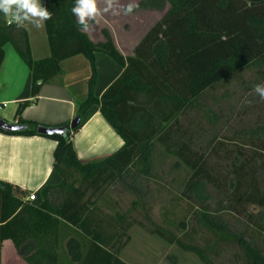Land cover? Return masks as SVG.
Instances as JSON below:
<instances>
[{
	"label": "trees",
	"instance_id": "1",
	"mask_svg": "<svg viewBox=\"0 0 264 264\" xmlns=\"http://www.w3.org/2000/svg\"><path fill=\"white\" fill-rule=\"evenodd\" d=\"M41 3L53 15L44 23L50 55L40 60L31 57L24 25H9L10 17L0 12V68L3 48L10 44L31 74L30 100L20 102L15 113L25 129L0 133L40 136L36 129L44 126L21 120L22 111L34 103L41 87L60 73L63 61L82 56L91 75L88 95L78 104L76 117L82 121L90 107L98 106L102 118L124 144L102 160L82 163L71 145L75 130L42 136L55 143L52 167L62 182L42 189L38 208L12 186L0 183V264L6 240L27 264H127L120 253L129 241V230L136 226L195 255L202 264H211V256H218L224 246L237 247L244 264H264V254L250 230L255 220L246 210L249 205L264 209V188L258 175L264 171V128L254 130L251 139L238 140L257 152L247 154L243 146L222 140L212 141L206 152H200L193 147L191 122L186 120L190 112H196L213 126L218 119L205 110L202 101L209 91L232 77L240 79L242 73L254 69L258 83H264V0H139L134 12L165 13L131 57L118 52L107 30L102 32V43L88 39L71 12L75 0ZM95 53L107 55L122 69L100 98L94 96L92 88ZM159 148L174 159V171L189 172L183 197L196 209L194 225L177 237L168 228L150 222L141 198L127 212H121L117 202L107 196L116 184L137 194L134 184L151 177ZM232 153L229 176L233 178L227 180V190L223 191L227 193L225 207L219 203L213 210L207 187H226V179L213 175L207 158ZM224 212L243 217L246 229L231 231ZM141 215L151 228L137 220ZM181 229H186L183 222Z\"/></svg>",
	"mask_w": 264,
	"mask_h": 264
},
{
	"label": "crops",
	"instance_id": "2",
	"mask_svg": "<svg viewBox=\"0 0 264 264\" xmlns=\"http://www.w3.org/2000/svg\"><path fill=\"white\" fill-rule=\"evenodd\" d=\"M136 2L139 3V0ZM100 6H103L102 3ZM164 13L138 11L130 16L106 14L98 17V23L84 33L91 42L102 43V32L107 30L118 52L123 57H131L136 46ZM24 27L32 59L49 57L44 24L36 28L25 22ZM3 50L0 119L8 124L19 125L15 113L20 102L30 100L31 74L10 44H6ZM94 68L96 78L92 87L93 94L100 98L122 69L103 53L94 54ZM90 75L89 64L84 57L77 56L63 61L60 73L41 87L37 99L22 111L20 119L48 128L69 124L76 118L78 104L88 95ZM123 144L122 139L102 118L96 105L86 111L80 126L72 132L71 137L75 157L82 163L102 160L119 150ZM54 148L55 143L42 136L23 137L0 133V183L21 192L25 201H28L29 195L34 194L36 200L29 203L38 208L42 204V189L58 187L62 182L52 167ZM1 264L27 263L20 257L13 243L6 240L1 247Z\"/></svg>",
	"mask_w": 264,
	"mask_h": 264
},
{
	"label": "rangeland",
	"instance_id": "3",
	"mask_svg": "<svg viewBox=\"0 0 264 264\" xmlns=\"http://www.w3.org/2000/svg\"><path fill=\"white\" fill-rule=\"evenodd\" d=\"M255 84H258L257 74L254 69H249L242 73L240 79L232 77L206 94L202 104L205 110L211 111L218 120L212 126L199 113L190 112L188 114L186 120L191 122L190 128L193 131L191 136L195 150L199 148L200 152H206L205 149L209 143L222 140L226 144H231L229 142L232 141L235 143H232L233 146L236 144L243 146L242 151L247 154L251 151L257 152V149L251 146L245 147L243 142L238 141L239 139H251L254 130L264 128V101H260L258 97L251 94ZM228 146L231 147L230 150H233L232 145ZM234 154L207 158L208 169L214 171L213 175L226 179V187L223 185L220 189L213 186L207 187V192L211 196L209 204L213 210L216 209L217 204L225 203L227 193L223 191L227 190V180L233 178L229 176V172L232 169L231 162ZM153 158L151 177L148 179L143 177L134 184L137 194L116 184L108 190L107 196L117 202L121 212H127L132 203L137 198H141L140 201L145 204L149 212L150 222L158 227L168 228L177 237L194 225L192 220L196 209L183 197L189 172L185 169L174 171L172 169L174 159L161 148L156 150ZM258 175L260 186L263 189L264 171H260ZM246 210L255 220L256 225L253 224L250 230L264 254V231L260 230L257 225L259 223L264 227V209L249 205ZM223 216L234 233H241L246 229L247 222L243 217H236L227 212H224ZM137 220L142 222L146 228L152 226L144 221L142 215L137 216ZM182 222L186 225L185 231L181 229ZM128 236L129 241L120 253L121 259L128 264H202L195 255L181 251L176 246H170L137 226L129 230ZM200 246H203L201 241ZM211 264H244V262L237 247L224 246L218 256H211Z\"/></svg>",
	"mask_w": 264,
	"mask_h": 264
},
{
	"label": "clouds",
	"instance_id": "4",
	"mask_svg": "<svg viewBox=\"0 0 264 264\" xmlns=\"http://www.w3.org/2000/svg\"><path fill=\"white\" fill-rule=\"evenodd\" d=\"M138 8L139 3L136 0H75L71 12L77 18L80 30L87 33L98 23V17L106 14L130 16ZM0 12L6 18L10 17L7 20L9 25L15 23L17 27L28 22L40 28L53 15L43 6L41 0H0ZM251 94L264 101V83L255 84Z\"/></svg>",
	"mask_w": 264,
	"mask_h": 264
},
{
	"label": "water",
	"instance_id": "5",
	"mask_svg": "<svg viewBox=\"0 0 264 264\" xmlns=\"http://www.w3.org/2000/svg\"><path fill=\"white\" fill-rule=\"evenodd\" d=\"M80 124H81V119L76 117L66 127H60V128L38 127L36 129V132L40 136L63 135L68 130L69 131L76 130L80 126ZM24 129H25L24 126L8 124L0 119V131L8 132V133H17L23 131Z\"/></svg>",
	"mask_w": 264,
	"mask_h": 264
},
{
	"label": "built area",
	"instance_id": "6",
	"mask_svg": "<svg viewBox=\"0 0 264 264\" xmlns=\"http://www.w3.org/2000/svg\"><path fill=\"white\" fill-rule=\"evenodd\" d=\"M36 200V197L34 194H31L28 196V201L31 203V202H34Z\"/></svg>",
	"mask_w": 264,
	"mask_h": 264
}]
</instances>
